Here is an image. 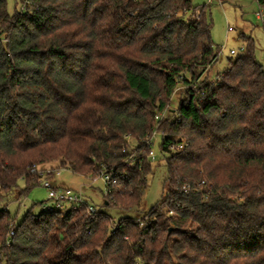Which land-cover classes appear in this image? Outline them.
<instances>
[{
    "label": "trees",
    "instance_id": "16d2710c",
    "mask_svg": "<svg viewBox=\"0 0 264 264\" xmlns=\"http://www.w3.org/2000/svg\"><path fill=\"white\" fill-rule=\"evenodd\" d=\"M20 1L10 13L0 0V264H264V66L254 40L211 80L221 50L207 5ZM175 93L178 117L159 127L166 194L141 218L81 206L15 222L7 205L38 185L33 164L106 172L104 205L138 208L152 172L144 140Z\"/></svg>",
    "mask_w": 264,
    "mask_h": 264
},
{
    "label": "rangeland",
    "instance_id": "374dc122",
    "mask_svg": "<svg viewBox=\"0 0 264 264\" xmlns=\"http://www.w3.org/2000/svg\"><path fill=\"white\" fill-rule=\"evenodd\" d=\"M7 1L10 13H13L15 9L20 10L22 8L20 0L17 2L16 0ZM192 2L193 7L197 8V13L200 7L207 5L206 17L212 25V40L221 50L219 61L210 73L211 80H214L218 73L228 69L229 58H236L244 53L240 48L241 46L246 48L247 38L254 40L255 58L264 66V26L263 21L256 15V12L261 8L257 0H192ZM192 11L187 13V17L191 16ZM231 49L235 50V54L230 53ZM178 101L179 95L175 93L169 105L172 113L176 109ZM160 142V136H156L153 140L152 149L156 153V160L152 162V172L147 176V185L140 205L136 209L120 211L114 207H106L104 205L106 186L102 177L84 176L64 168L59 175L54 177V181L57 186L81 190L90 204L97 209L107 211L114 221L123 216L141 218L166 194L164 184L168 176V168L166 159L159 149ZM129 144L134 147L136 143L131 139ZM43 165L61 168L57 166L56 162L44 163ZM20 184L23 187V181H20ZM12 199L8 203L7 209L15 218L16 223L21 222L28 211L31 210L38 214L43 210L44 205H52L47 189L40 185L33 187L28 194L20 199L16 195L12 196Z\"/></svg>",
    "mask_w": 264,
    "mask_h": 264
},
{
    "label": "built area",
    "instance_id": "2783aa9c",
    "mask_svg": "<svg viewBox=\"0 0 264 264\" xmlns=\"http://www.w3.org/2000/svg\"><path fill=\"white\" fill-rule=\"evenodd\" d=\"M256 15L259 19L264 21V7L259 8V10L256 12ZM231 30V28H229ZM241 50L244 51V46H241ZM221 53V51H220ZM219 53V56H220ZM231 54H235V50H230ZM180 89V87H179ZM172 110L169 109V107H166L163 111L157 113L155 115L156 124L155 127L151 133L145 140L144 144L145 146L142 149V152H145L147 157L153 162L156 160V153L152 149L153 140L156 136H160L161 138L165 135L162 130L159 129L161 121L165 118H169V121H173L178 117V113H176L175 109L173 113ZM169 114H171L169 116ZM132 145L129 144L128 151L131 150ZM188 146V142L183 141L177 144H173L170 146V148L174 151H180L185 149ZM131 147V148H130ZM126 149H123L125 151ZM133 154H130L128 157L127 165H133ZM64 170V168H57L55 166H49V165H43V164H33L30 167V171L35 173L37 175V184L45 187L48 191L49 200L52 201V205H44L43 208L49 211H52L54 209H78L81 206H86L87 210L91 213H94L97 211V208L90 204L85 198L86 196L83 194L81 190H74L69 187H61L56 186L54 184V177L56 175H59L61 171ZM104 181L105 185L110 182L111 175L102 172L101 176ZM105 192H108V189L106 188ZM2 208V205H0V209ZM142 224V222H141ZM14 234V230L12 229L10 231V235Z\"/></svg>",
    "mask_w": 264,
    "mask_h": 264
},
{
    "label": "crops",
    "instance_id": "0c3cea01",
    "mask_svg": "<svg viewBox=\"0 0 264 264\" xmlns=\"http://www.w3.org/2000/svg\"><path fill=\"white\" fill-rule=\"evenodd\" d=\"M54 184L56 185L55 181H54ZM57 186V185H56Z\"/></svg>",
    "mask_w": 264,
    "mask_h": 264
}]
</instances>
